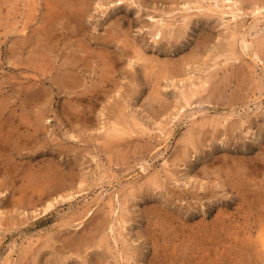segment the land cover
<instances>
[{
    "label": "rangeland",
    "instance_id": "obj_1",
    "mask_svg": "<svg viewBox=\"0 0 264 264\" xmlns=\"http://www.w3.org/2000/svg\"><path fill=\"white\" fill-rule=\"evenodd\" d=\"M2 1L0 264H264L260 0H128L129 8L112 13L91 0L80 23L56 19L40 45L27 40L33 35L34 41L52 8L71 3ZM200 4L216 10H200ZM152 15L159 23L171 20L172 32L185 30L184 36L158 43L154 31L160 26ZM110 27L126 40L108 42ZM233 40L234 58L225 50ZM71 52L86 56L76 69L80 89H92L101 74L108 75L100 91L83 100L56 82L70 70L59 66ZM111 53L120 62L108 73ZM37 60L46 67H34ZM175 67L181 76L171 72ZM204 78L205 87L188 102L186 92ZM120 127L123 132L115 133Z\"/></svg>",
    "mask_w": 264,
    "mask_h": 264
},
{
    "label": "bare ground",
    "instance_id": "obj_2",
    "mask_svg": "<svg viewBox=\"0 0 264 264\" xmlns=\"http://www.w3.org/2000/svg\"><path fill=\"white\" fill-rule=\"evenodd\" d=\"M2 1V0H1ZM0 1V2H1ZM7 1V0H6ZM60 1V0H59ZM58 1V2H59ZM76 1H78V2H75V0H69V1H67L66 0V2H70L71 4L69 5V4H66V5H64V7H63V9L64 10H61V8H60V10L59 11H56L57 10V7H55L56 8V10L54 11V12H52L55 8H52L51 10V12H50V14H49V16H50V20L48 19V17L46 18V20H45V23L41 26V27H38L37 26V28L34 30V35L36 36L35 37V39H34V41H33V35H32V33H31V35H32V38H29L27 41L28 42H31V43H34V44H38V45H40L41 43H43L42 41H43V39H45V35L49 32V30L51 29V28H53V22L56 20V19H58V18H60V17H68V19H70V21L71 22H73V21H76V22H78V23H80V21H81V19L87 14V12L89 11V8L91 7V0H76ZM97 1V2H96ZM95 2H96V4H94V6H95V8H103V10L102 11H108V12H111L112 13V11L113 12H116V11H119V10H122V9H124V8H129V4L131 3L130 1H128V0H96ZM128 1V2H127ZM134 1H136V0H134ZM139 1V0H138ZM138 1H137V3H138ZM220 1V0H219ZM236 2H237V0H235ZM251 1V0H250ZM3 2V1H2ZM56 2V1H55ZM57 2V3H58ZM172 2V1H171ZM180 2V1H179ZM183 2H184V0H183ZM185 2H187V1H185ZM198 2V1H197ZM8 3H11V2H8ZM52 3H54V1L52 2ZM59 3H61V2H59ZM135 3V2H134ZM232 3H233V1H232ZM3 4V3H2ZM136 4V3H135ZM140 4V3H139ZM172 4V3H171ZM204 4V3H203ZM223 4V3H222ZM257 4V3H256ZM54 5V4H53ZM131 5H132V3H131ZM134 5V4H133ZM174 5V4H173ZM186 6H190V5H192V4H189L188 3V5L187 4H185ZM209 5V7L211 6L210 4H208ZM208 5H207V7H208ZM258 5V4H257ZM54 6H56V5H54ZM93 6V7H94ZM135 6V5H134ZM137 6V5H136ZM135 6V7H136ZM141 6H143V5H141ZM171 6V5H170ZM176 6V5H175ZM179 6H180V4H179ZM185 6V7H186ZM202 6L204 7L205 5H202V4H200V5H197V7H200V10H202ZM219 6V5H218ZM226 6V5H225ZM53 7V6H52ZM138 7V6H137ZM195 7V9H196V6H194ZM206 7V6H205ZM206 7V8H207ZM233 7H234V5H233ZM139 8V7H138ZM137 8V9H138ZM142 8V7H141ZM174 8V7H173ZM173 8L171 9V10H173ZM179 8H181V7H179ZM183 8V7H182ZM187 8V7H186ZM185 8V9H186ZM211 8H214L215 9V6L214 7H212L211 6ZM258 8H264V0H260V2H259V5H258ZM133 9V8H132ZM205 9V8H204ZM50 10V9H49ZM170 10V11H171ZM187 10V9H186ZM188 10H189V8H188ZM197 11H198V9H196ZM195 10V11H196ZM216 10V9H215ZM97 11V10H96ZM137 11V10H136ZM138 11H141V10H139L138 9ZM164 11V10H163ZM190 11V10H189ZM206 11V10H205ZM209 12H210V9L208 10ZM143 12V11H142ZM167 12V11H166ZM174 12V11H173ZM194 12V11H193ZM199 12V11H198ZM211 12H212V10H211ZM229 12V11H228ZM171 13H172V11H171ZM170 13V14H171ZM203 13V12H202ZM121 14V13H120ZM137 14V13H136ZM146 14H147V12H146ZM189 14H190V12H189ZM189 14H186V15H188L189 16ZM191 14H192V12H191ZM236 14V13H235ZM122 15V14H121ZM125 14L123 13V16H124ZM174 15V14H173ZM182 15V14H181ZM193 15V14H192ZM197 15H198V13H197ZM201 15V14H200ZM48 16V15H47ZM147 16H148V14H147ZM153 17H152V21H154L155 19H156V17L154 18V16L155 15H152ZM191 16V15H190ZM151 17V16H150ZM168 17V16H167ZM44 19H45V17H43ZM183 18H184V15H183ZM188 18H191V17H186V20H188ZM126 19V18H125ZM129 19V18H128ZM120 20V19H119ZM165 20V19H164ZM57 21V20H56ZM59 21V20H58ZM159 21H161L160 19H156V22L154 21L153 22V24L154 25H157V27H158V25L160 26L157 30L156 29H154V28H152V29H154V30H156V31H154V36H155V39H156V41L159 43V42H161V41H163V39H165V38H167V39H173V38H175V39H173L175 42L176 41H178L179 39H181V37H183L184 36V34H185V32H183V31H185V30H181V31H176V28H175V31L174 32H172L174 29V26H173V23H171V20H169V22H166L167 20H165V21H163V22H160L159 23ZM174 21V20H173ZM177 21H179L180 22V20H178L177 19ZM67 22V21H66ZM116 22H119L118 20L116 21ZM27 23V22H26ZM57 23V22H56ZM77 23V24H78ZM120 23V22H119ZM123 23V22H122ZM180 23H182V21L180 22ZM179 23V24H180ZM75 24L76 23H73V25L74 26H72V27H75ZM125 24V23H124ZM130 24V23H129ZM146 23H144V25H145ZM186 24V23H185ZM188 24H190L189 22H188ZM79 25V24H78ZM173 26L172 28H171V30H169V28H167L168 26ZM180 25H182V24H180ZM179 25V26H180ZM187 25V24H186ZM185 25V26H186ZM77 26V25H76ZM80 26V25H79ZM112 26V25H111ZM146 26V25H145ZM184 26V25H183ZM71 27V28H72ZM78 27V26H77ZM84 27V26H83ZM126 27V26H125ZM142 27H144V26H142ZM149 27V26H148ZM180 27H182V26H180ZM179 27V28H180ZM186 27H189V25H187ZM28 28V26H26L25 25V28H24V30H26ZM64 28V27H63ZM68 28V27H67ZM110 28H112V29H110ZM109 29V33H108V36H105L106 37V40L108 41V42H112L113 43V41L114 42H117V43H119V41L121 40V38L123 39V40H126V39H124V37H122V33L121 32H119V31H114L113 30V27H110ZM116 28V27H115ZM74 29V28H73ZM82 29V28H81ZM126 29H127V27H126ZM126 29H124L123 30V32H124V34L126 35H128V33L130 32V31H128V29L130 30V27L126 30ZM152 29H150V31L152 32ZM182 29H184V27L182 28ZM23 30V31H24ZM145 30H147V28L145 29ZM149 30V29H148ZM169 30V31H168ZM180 30V29H179ZM235 31H236V29H234ZM79 31H81L80 29H79ZM107 31H108V29H107ZM149 31V32H150ZM25 32V31H24ZM33 32V31H32ZM69 32V31H68ZM82 32V31H81ZM80 32V33H81ZM36 33V34H35ZM70 33V32H69ZM72 33V37L74 36L73 34H75V32H71ZM70 33V34H71ZM131 33V32H130ZM202 34V33H201ZM29 35V34H28ZM126 35V36H127ZM50 36V35H49ZM48 36V37H49ZM103 36V35H102ZM129 36V35H128ZM229 37H231V35L229 36ZM234 37H236L235 35H233V37L232 38H234ZM238 37V36H237ZM101 38V37H100ZM127 38V37H126ZM130 38H131V36H130ZM237 39V38H236ZM86 40V39H85ZM132 40V39H131ZM133 40H135L134 38H133ZM136 41V40H135ZM134 41V42H135ZM234 41V40H233ZM238 41V40H237ZM237 41H234V43H230L229 45H228V48L226 49L225 48V50H227L228 52L230 51H232V54H231V56L230 57H233L234 58V53H235V48H236V43L235 42H237ZM23 42V41H22ZM47 42V41H46ZM83 42V41H82ZM133 42V41H132ZM132 42H129V41H126L124 44L126 45V46H133V47H135L134 49H135V53H138L139 51H138V47H137V44L136 43H132ZM169 42V41H168ZM202 42V41H201ZM231 42H232V40H231ZM53 43V42H52ZM85 44V46H87L86 45V42H84ZM101 43H103V42H101ZM105 43V42H104ZM204 43V42H203ZM227 43V42H226ZM263 43V42H262ZM157 44V43H156ZM155 44V45H156ZM32 45V44H31ZM44 45V44H43ZM76 45H78V44H76ZM158 45V44H157ZM156 45V46H157ZM201 45V44H200ZM99 46V45H98ZM205 47H206V45H204ZM225 46V45H224ZM223 46V47H224ZM260 46V45H259ZM105 47V46H104ZM107 47V46H106ZM105 47V48H106ZM141 47V46H140ZM36 48H39V47H36ZM80 48V47H79ZM82 48V47H81ZM88 48V47H87ZM101 48V47H100ZM200 48V47H199ZM198 48V49H199ZM260 48H261V46H260ZM259 48V49H260ZM31 49V48H30ZM83 49V48H82ZM82 49H81V52L84 54V51H82ZM101 49H104L103 47L101 48ZM107 49V48H106ZM128 49V48H127ZM127 49H126V51H127ZM196 49V48H195ZM36 51H37V54H39V57H37V58H43L44 59V57H43V51H40V49H36ZM71 51H73L72 50V48H71ZM79 51V50H78ZM89 51V50H88ZM116 51V50H115ZM125 51V50H124ZM132 51V50H131ZM130 51V52H131ZM215 51H217V49L215 50ZM222 51H224V50H222ZM105 52V51H104ZM117 52V51H116ZM219 52V51H218ZM229 52V53H230ZM94 53V52H93ZM108 53V52H107ZM143 53V52H142ZM141 53V54H142ZM225 53V52H224ZM82 54V55H83ZM115 54V53H114ZM114 54H109V55H107L108 57H107V62H106V64H107V68L108 69H106L105 67H103V68H105L107 71L106 72H108V73H110V71H112V70H114V71H116L115 70V67H118V64H119V58L116 56V54L114 55ZM200 54V53H199ZM213 54H215L216 55V53H214L213 52ZM226 54H228V53H226ZM85 55V54H84ZM125 55V54H124ZM124 55H122V57L124 56ZM138 55V54H137ZM136 55V56H137ZM141 56V55H140ZM139 56V57H140ZM100 57V56H99ZM102 57V56H101ZM138 57V58H139ZM187 57H189V56H187ZM194 57V56H193ZM192 57V58H193ZM226 57H227V55H226ZM104 58V57H103ZM200 58V57H199ZM199 58H197V60L196 61H199ZM229 58V57H228ZM95 59V58H94ZM97 59V58H96ZM95 59V60H96ZM122 59V58H121ZM183 59V58H182ZM196 59V58H195ZM194 58L192 59V60H195ZM200 59H202V58H200ZM36 60V59H35ZM86 60V56L85 57H80V56H77L76 55V53H74V54H72V52L70 53V54H68L67 56H66V58H65V60H64V62L59 66V69H62V68H69L70 67V70H66L65 69V72L63 73V74H61V77L56 81V82H59V84L65 89V90H67L68 92H70L71 94H72V92H75L76 93V98H77V100H83V99H85L86 98V96L88 95V93H89V91H91L92 93L93 92H95L94 93V95L96 94V92L97 91H100V88H101V86H102V83L104 82V81H106L107 80V77H108V75H107V73H103V74H101V78H99V79H101V81L99 82V83H96V84H98L97 86H94L92 89H88V90H85V89H80L79 87H80V78H79V74H78V72L76 71V69L78 68V67H80L82 64H80L81 62H84ZM87 60H88V58H87ZM105 60V59H104ZM169 61L171 60L170 59V57H169V59H168ZM180 60V59H179ZM184 60V59H183ZM176 61V60H175ZM182 61V60H181ZM186 61H188V60H186ZM185 61V62H186ZM195 61V62H196ZM104 62V63H105ZM179 62V61H178ZM184 62V61H183ZM166 63V62H165ZM171 63H173L172 61L170 62V65H171ZM34 67H39V68H45L46 67V65H44L43 64V62L41 61V60H37V62L34 64V63H31ZM84 64V63H83ZM89 64V63H88ZM187 64V63H186ZM91 65V64H90ZM184 65V64H183ZM83 66H87V64L85 63ZM98 66V65H97ZM104 66V65H103ZM169 68V65H164V67L163 68H165V69H167V67ZM180 66V65H179ZM172 67V66H171ZM184 66H182V69H184L183 68ZM93 68V67H92ZM102 68H100V70H101ZM117 69V68H116ZM62 70H64V69H62ZM98 70V69H97ZM167 70H169V69H167ZM171 70V69H170ZM179 68L178 67H175L174 69L172 68V70H171V72H173V73H175V74H177L176 76L177 77H179V74H180V76L182 75L181 74V72L179 73ZM146 71V70H145ZM163 71V70H162ZM180 71H182V70H180ZM184 71V70H183ZM97 72V71H96ZM101 72V71H100ZM150 72H151V70H150ZM149 72V73H150ZM160 72V71H159ZM157 73V75L158 74H160V73ZM165 72V71H164ZM171 72L169 73V75L171 74ZM185 72V71H184ZM152 73V72H151ZM162 73V72H161ZM167 73V72H166ZM167 73V74H168ZM166 74V75H167ZM175 74H173L174 76H175ZM242 74V73H241ZM243 74L245 75V72H243ZM81 76H82V74H80ZM156 75V76H157ZM161 75V74H160ZM172 75V74H171ZM100 76V75H99ZM109 76H111V75H109ZM153 76V75H152ZM155 76V77H156ZM165 76V75H164ZM164 76L162 75V77L164 78ZM173 76V77H174ZM161 77V78H162ZM167 77V76H166ZM241 77H242V75H241ZM43 78L44 77H42L40 80H43ZM110 78V77H109ZM160 78V79H161ZM175 78V77H174ZM173 78V79H174ZM182 78V77H181ZM186 78V77H185ZM246 78V77H245ZM45 80L46 79H48V76H45V78H44ZM207 79V78H206ZM154 80H155V78H154ZM175 80V79H174ZM83 81H84V79H83ZM156 81H157V79H156ZM155 81V82H156ZM244 81V80H243ZM208 82V80H205V78L204 79H201V83L203 84V85H201V86H198V85H196V87L195 86H193L194 88L188 93V91L186 92L187 93V96H188V102H189V100L191 99V98H193L194 97V95L195 94H198L199 92H201V89L203 88V87H205L204 85H206V83ZM108 83V82H107ZM224 83V82H223ZM218 84V83H217ZM106 85V84H105ZM154 85V84H153ZM158 86H159V84H157ZM197 86H198V88H197ZM217 86H219V84L217 85ZM192 87V86H191ZM215 86H213V89H215L214 88ZM220 87V86H219ZM218 87V88H219ZM156 88H158V87H156ZM208 88V87H207ZM206 88V89H207ZM189 89V88H188ZM158 90V89H157ZM203 90V89H202ZM216 90V89H215ZM158 92H159V90H158ZM182 92H184V90L182 91ZM212 92H214V90H212ZM218 92V91H217ZM211 93V92H210ZM158 94V93H157ZM214 94V93H213ZM31 95V94H30ZM99 95V94H98ZM159 95V94H158ZM211 95H212V93H211ZM214 96V95H213ZM92 97H94V96H92ZM155 97V96H154ZM210 97L211 96H209V100H210ZM215 97V96H214ZM36 98V97H35ZM41 98V97H40ZM153 98V97H152ZM92 99V98H91ZM154 100H156V101H158L159 103H161V105L162 106H165L166 104H167V101L166 100H162V99H160V98H158V97H155V98H153ZM218 99V98H217ZM153 100V101H154ZM3 101V100H2ZM1 101V102H2ZM35 101V100H34ZM39 101V100H38ZM152 101V100H151ZM155 102V101H154ZM6 104H8V103H6ZM4 105L5 104H3V103H1V105H0V117H3V109H4ZM35 105H38V102H37V104L35 103ZM7 106V105H6ZM8 107V106H7ZM24 113H26V112H24ZM31 115V114H30ZM25 116V115H24ZM26 116H27V114H26ZM30 117V116H29ZM78 117V116H77ZM32 118V117H31ZM36 118V117H35ZM39 118V117H38ZM123 119H124V117H122ZM23 119V118H22ZM29 119V118H28ZM24 120V119H23ZM30 120V119H29ZM35 120V119H34ZM35 122H37V121H35ZM4 125V124H3ZM121 126V125H120ZM37 127H39V126H37ZM123 129V127H120V128H116V129H114L115 130V133H117V132H119V131H121ZM125 129H127V128H125ZM198 129H200V128H198ZM235 129H236V125L235 126H233V127H231V132H234L235 131ZM2 129H0V131H1ZM4 131V130H3ZM111 132H113V131H111ZM122 132H123V130H122ZM127 132V131H126ZM111 134V133H110ZM114 134V133H113ZM118 134V133H117ZM122 134H124V133H122ZM1 135V134H0ZM115 135V134H114ZM194 135V134H193ZM199 135H201V134H199ZM4 137V136H3ZM111 137H113V136H111ZM110 137V138H111ZM198 137V136H197ZM109 138V139H110ZM116 139V138H115ZM7 140V139H6ZM112 140H114V139H112ZM0 141H1V138H0ZM192 141V140H191ZM3 141H1V143H2ZM6 142L4 141L3 142V144H5ZM193 143V142H192ZM196 143H197V141H196ZM1 145V144H0ZM245 160V159H244ZM243 161V160H242ZM62 170V169H61ZM53 176H55V177H57V176H59L60 174L58 173L57 174V171L56 172H53V174H52ZM67 177V176H66ZM34 178V177H33ZM68 178V177H67ZM45 179V178H44ZM51 179V178H50ZM49 179V180H50ZM57 179H59V178H57ZM35 180H37V178L35 179ZM54 180V179H53ZM38 182V181H37ZM69 182V181H68ZM32 183V182H31ZM53 183V182H52ZM57 183V182H56ZM59 183V182H58ZM33 184V183H32ZM49 185V184H48ZM62 185V184H61ZM33 186H37V185H33ZM51 186V185H50ZM65 187V186H64ZM33 188V187H32ZM57 188V187H56ZM48 190V189H47ZM48 192V191H47ZM41 193V192H40ZM42 193H44V192H42ZM51 193V192H50ZM59 194V193H58ZM34 195H36V193L34 194ZM37 195H38V193H37ZM41 195V194H40ZM263 196V195H262ZM34 197V196H33ZM29 199H30V197H28ZM28 199V200H29ZM34 199V198H33ZM42 199V198H41ZM34 202V201H33ZM36 202V201H35ZM259 204H263V207H264V197L263 198H261V199H259ZM258 206H260V205H258ZM264 215V214H263ZM262 216V215H261ZM169 218V217H168ZM172 219V218H171ZM97 220H99V219H97ZM99 222V221H98ZM262 223H264V220H262ZM96 225V224H95ZM99 225H100V223H99ZM262 226H264V224H261ZM97 228L99 227V226H96ZM96 228V229H97ZM261 230H262V228H261ZM92 231V230H91ZM99 232V228L96 230V233H98ZM92 233H93V231H92ZM91 233V234H92ZM91 234L89 233V235L91 236ZM94 234V233H93ZM88 235V236H89ZM70 238V237H69ZM65 239H66V237H65ZM68 239V238H67ZM263 239H264V236H263ZM104 240V239H103ZM66 242H67V240H66ZM90 242H91V239H90ZM69 243H70V241H69ZM75 244H78V245H82V246H84V245H86L85 243H86V241L85 240H77V241H75L74 242ZM250 243V242H249ZM53 244V243H52ZM89 244V243H88ZM47 245H49V244H47ZM46 245V246H47ZM54 245V244H53ZM68 245V244H67ZM78 245L76 246V247H78ZM90 245V244H89ZM250 245H252V243L250 244ZM51 246V245H50ZM69 246V245H68ZM81 246V247H82ZM261 246H262V248H264V240H262L261 241ZM38 247H40V246H38ZM53 247H55V246H52V248ZM85 248L87 247V246H84ZM56 248V247H55ZM72 248H74V247H72ZM80 248V247H79ZM37 249V248H36ZM42 250H43V247H42ZM55 250V249H54ZM76 250V249H75ZM80 250V249H79ZM79 250L77 251V253L79 252ZM253 250V249H252ZM251 250V251H252ZM256 250V249H255ZM56 251V250H55ZM248 251V250H247ZM40 252H42V251H40ZM255 253H256V251H254ZM183 253V252H182ZM181 253V254H182ZM254 253V254H255ZM249 255V254H248ZM253 255V254H252ZM26 256V255H25ZM34 256H35V254H34ZM251 256V255H250ZM27 257V256H26ZM57 257V256H56ZM55 257V258H56ZM177 257H178V255H177ZM183 257V256H182ZM189 258V257H188ZM28 259V258H27ZM36 259V258H35ZM59 259V258H58ZM63 259V260H62ZM62 259H60V260H62V261H64V259L65 258H62ZM66 259H68V258H66ZM249 259V258H248ZM38 260V259H37ZM255 260V259H254ZM56 261H58V260H56ZM250 261V260H249ZM256 261H258V260H256ZM39 262H37V264H38ZM216 263V262H215ZM261 263V262H260ZM40 264V263H39ZM258 264V263H257Z\"/></svg>",
    "mask_w": 264,
    "mask_h": 264
}]
</instances>
